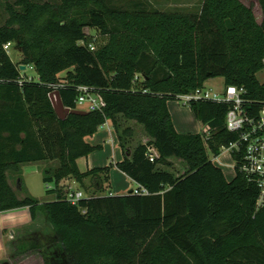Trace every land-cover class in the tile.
I'll list each match as a JSON object with an SVG mask.
<instances>
[{"label": "trees", "instance_id": "obj_1", "mask_svg": "<svg viewBox=\"0 0 264 264\" xmlns=\"http://www.w3.org/2000/svg\"><path fill=\"white\" fill-rule=\"evenodd\" d=\"M258 2L261 21L242 0H202L198 9L185 11L143 2L122 7L110 0H6L0 25V212L27 207L32 221L40 212L66 264H264V202L257 204V186L238 165L228 180L210 158L237 137L225 127L227 104L190 103L206 127L201 133L178 132L167 106L215 77L264 100V82L257 78L264 70V0ZM6 43L20 53L19 62ZM20 65L33 67L36 78L25 77ZM78 85L98 94L101 110L60 119L55 94L75 109ZM118 114L142 124L149 140L130 149L118 135L120 161L81 171L77 159L98 147L85 138L107 120L115 124ZM172 156L185 162L184 174L161 169ZM233 158L239 162L240 156ZM41 161L57 162L42 171L43 181L54 183L46 192L55 198H19L8 171L19 174L23 164ZM113 165L149 194L109 191L77 203L67 199L63 179L93 178L105 191L102 180L108 182ZM39 248L24 238L17 253Z\"/></svg>", "mask_w": 264, "mask_h": 264}, {"label": "rangeland", "instance_id": "obj_2", "mask_svg": "<svg viewBox=\"0 0 264 264\" xmlns=\"http://www.w3.org/2000/svg\"><path fill=\"white\" fill-rule=\"evenodd\" d=\"M5 1L0 0V25H2L7 17L5 11ZM13 2L14 0H8ZM38 2L49 1L57 3L59 0H35ZM116 5L125 7L130 2H143L147 5L153 6L159 10H190L198 9L202 0H110ZM245 4L251 5L258 21L262 19V11L258 0H242ZM91 33L93 29H86ZM11 59L14 62H19L21 59L20 53L14 46H9L7 49ZM23 75L27 78H36V72L33 67L28 66L22 70ZM60 77L65 76V72L59 74ZM259 81H264V71L257 74ZM223 88V80L221 77H215L210 80L206 89L210 93L214 91H221ZM168 110L170 112L172 121L176 130L180 133H201L205 131L206 127L197 119L190 106L178 99H170L167 102ZM116 123L111 120L98 127L96 132L85 138L90 145L98 146L88 156H82L77 159L78 167L81 171L95 167H104L110 163L115 164L123 157V153L119 144L118 135H121L125 141V146L130 149L134 148L141 142H146L147 136L141 125H138L122 115L118 114ZM131 130L128 135L126 129ZM111 134L109 133V130ZM155 151H153L154 153ZM210 158L223 171L225 177L231 180L235 175L234 162L227 151L221 152L217 157L210 154ZM169 166H160L161 169L172 172L175 176L182 175L188 169L185 162L175 156L169 158ZM57 164L56 161H41L35 164H23L20 167V173H11L8 171V180L15 190L19 198L24 196H31L38 199L40 202L49 201L46 190L54 187V183H45L43 181L42 171L45 169H53ZM20 177V183L17 177ZM64 181L62 187L65 191L72 189L73 191H81L83 196L87 195H105L111 191L114 195H123L135 187V183L129 180L127 176L122 174L116 166H111L109 170L108 182L102 180L105 186V191H100L99 183L96 179L86 178L83 183L78 182L74 178L69 177ZM52 199L55 195H52ZM17 211V212H16ZM19 215L20 210H7L0 212L1 218H5L12 214ZM20 216V215H19ZM0 234L6 237V254L1 258L0 264H66L60 249L56 244L53 230L48 222L45 221L43 215L39 212L37 217L32 222L22 224H8L0 227ZM30 238L39 244V250H29L25 253H17V244L19 240ZM48 262V263H47Z\"/></svg>", "mask_w": 264, "mask_h": 264}, {"label": "built area", "instance_id": "obj_3", "mask_svg": "<svg viewBox=\"0 0 264 264\" xmlns=\"http://www.w3.org/2000/svg\"><path fill=\"white\" fill-rule=\"evenodd\" d=\"M10 43H6L4 48L7 50ZM93 48V47H91ZM264 71V70H262ZM264 82V81H262ZM53 90L57 85H49ZM77 98L75 109L86 112L101 110V103L98 94L91 87L86 85L76 86ZM178 99L190 105L192 101L211 100L218 103L227 104L225 114V127L229 132L237 135L234 141L222 149L231 155L234 165L245 175L249 182L254 183L258 190L257 204L264 202V100L257 102L247 96L244 87L235 85L224 86L221 91L212 93L203 88L193 92L182 94ZM149 158L154 159L153 150L150 151ZM239 155V162L233 158ZM134 194L147 195L149 191L143 185L135 182V187L131 189ZM83 197L81 191H67V199L72 203H77Z\"/></svg>", "mask_w": 264, "mask_h": 264}, {"label": "crops", "instance_id": "obj_4", "mask_svg": "<svg viewBox=\"0 0 264 264\" xmlns=\"http://www.w3.org/2000/svg\"><path fill=\"white\" fill-rule=\"evenodd\" d=\"M213 78H211V79H209L206 83H205V87H206V85H207V83L210 81V80H212ZM223 80V79H222ZM129 120V119H128ZM109 120H107L105 123H107ZM129 121H132V122H134V123H136V124H138V125H141L142 126V129L144 130V126L142 125V124H140V123H138V122H136L135 120H129ZM104 123V124H105ZM109 130V129H108ZM109 133L111 134V131L109 130ZM132 133V132H131ZM147 139V141L149 140V137L148 136H146L145 137V140ZM141 143H145L144 141L143 142H141ZM123 158V157H122ZM120 161V160H119ZM116 163V162H115ZM30 164H35V163H30ZM116 169H118L117 167H116ZM119 170V169H118ZM120 171V170H119ZM121 172V171H120ZM122 174H124L123 172H122ZM125 176H127L126 174H124ZM128 177V176H127ZM69 178V177H68ZM68 178H65V179H63L62 181H61V184H63L64 183V181H66V183H67V179ZM129 178V177H128ZM73 179V178H72ZM129 180H131L130 178H129ZM132 181V180H131ZM132 182H134V181H132ZM135 183V182H134ZM77 191H79V190H77ZM113 194V193H112ZM52 195L53 194H48V197L50 198L49 200H52ZM12 210H20V216L19 215H17V214H12V215H8L7 217H5V218H1V220H0V227L1 226H3V225H8V224H22V223H27V222H32V220H31V218H30V214H29V210H28V208L27 207H21V208H17V209H12ZM17 212V211H16ZM7 239H6V237L5 236H2L1 234H0V261H1V258H3L4 256H5V254H6V241Z\"/></svg>", "mask_w": 264, "mask_h": 264}, {"label": "water", "instance_id": "obj_5", "mask_svg": "<svg viewBox=\"0 0 264 264\" xmlns=\"http://www.w3.org/2000/svg\"><path fill=\"white\" fill-rule=\"evenodd\" d=\"M19 68L20 70H24L26 66L20 65ZM54 109L60 119H64L69 113H73V114H86L87 113L86 111H83V110L70 109V108L64 107L58 94H55Z\"/></svg>", "mask_w": 264, "mask_h": 264}]
</instances>
